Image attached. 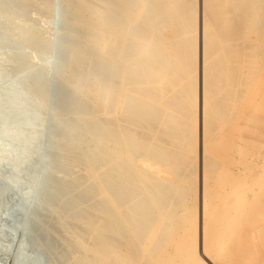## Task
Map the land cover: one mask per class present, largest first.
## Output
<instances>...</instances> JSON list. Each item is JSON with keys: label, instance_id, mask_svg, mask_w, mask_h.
<instances>
[{"label": "rangeland", "instance_id": "obj_1", "mask_svg": "<svg viewBox=\"0 0 264 264\" xmlns=\"http://www.w3.org/2000/svg\"><path fill=\"white\" fill-rule=\"evenodd\" d=\"M54 1L58 9L62 0ZM90 1L83 0V3L91 8L90 10L104 12L105 3L111 0H92L94 3ZM118 2L120 5L116 3L111 14L112 19L120 23L124 41L115 43L103 51L97 59V64L103 65L124 46H129L128 63L132 64L131 68L129 66L131 70L127 77L131 81L129 84L132 83V91L129 93L139 87H155L150 80L157 79L162 68L174 60L173 56L180 58L182 62L190 63L191 66L185 63L184 67L181 66L169 74L172 84L163 90L164 96L159 104L152 106L147 100L139 104L143 119L137 122L138 125L128 119L124 123L123 136L135 133L133 145L138 148L137 157H140L141 161L134 162L133 167L129 164L128 157L124 156L119 163H115L112 159L113 150L109 149L105 155L107 163L100 167L102 177L114 178L112 183L126 185L124 196L138 183L134 176L135 169H140L142 173L145 171L144 175L141 174L144 176L143 181L147 180L144 186L150 188V191L145 188L147 191L156 190L160 195L166 191L167 194L162 200V207L151 205L152 212L146 213L152 224L150 230L154 233L153 242L148 235L134 241L131 246L128 245V240L122 241L119 246L122 253L112 256L111 264H127L131 254L135 253L138 259L133 264H264V0ZM217 2H222L221 6ZM243 2L245 4H242ZM206 5L207 9H210L209 13L211 12L209 17L214 19L218 14L220 16H217L215 21L223 18L218 21L220 26L213 33L215 38H218L211 43H206L202 34ZM36 6H40L42 11L35 8V14L32 13L31 17L38 16L33 17L31 22L38 19L33 24L37 28L40 27L44 33L50 32L51 34H47L55 40L59 26H56L54 14L49 10V1L36 0ZM212 8L215 10L212 11ZM86 16V13L82 14L83 21H86ZM131 17L135 21L144 20L146 17L155 18L156 24L149 27L145 24L140 26L143 29L141 34H145L143 41L134 38L139 27H135L129 34L126 33L128 19ZM186 22L194 28L183 25ZM83 25L80 28L82 34L78 38V42L82 44L89 33V29ZM186 27L188 30L184 32ZM99 33L104 34L103 31ZM179 33L183 34L182 37ZM195 33L197 37L191 40ZM218 33L234 34L219 39ZM155 39H158V42L149 44L144 50L141 49L144 41ZM192 42L195 45L196 58L190 59V62L188 58L194 49ZM205 44L211 58L215 57V62L220 59L224 63L218 64L216 69L209 70L208 75L204 76L202 68L205 61ZM17 47L28 55L31 54L37 65L42 64V54L39 50L31 45H24L19 40ZM177 47L183 48V55H186L176 53ZM142 53L146 60L145 63L139 64L137 55ZM176 54H179L178 58ZM6 56L5 51L0 52V264H52L45 248L40 249L41 244L37 243L38 237L32 231V218H35L33 210L41 201L40 189L46 171L53 163L49 160L48 151L54 142L52 122L57 118L54 111L55 87L60 86L62 90H67L69 83H59L58 69L53 67V61L48 58L51 65L47 92L44 96H39L19 80L17 67L7 63ZM150 57L154 59L153 63L148 61ZM185 70H188L187 73ZM117 73H121L120 69ZM145 78H148L149 85H140V81ZM116 79L118 84L123 81ZM181 84L187 85H182V89ZM81 88L78 89L80 92L77 90L78 100L86 107L87 116L95 117L99 114L96 117L105 122L103 104L94 95L87 96L91 97L89 99L83 97V87ZM110 98L119 99L120 94L116 90L110 94ZM172 99L178 100L177 106L170 105L171 102L168 101ZM170 106L171 116L166 114ZM123 109L122 104L116 103L115 112L110 118L112 124L118 125L121 122ZM176 120H180L178 127ZM88 123L93 125L89 119ZM172 125L176 126L177 130L169 133V127ZM80 137L81 134L78 138ZM147 141L152 143L153 147L145 150L143 144ZM160 149L165 150V156L158 160L155 157L157 158ZM100 161L102 162L103 158L99 163ZM73 169L71 179L73 184L79 187L72 196L80 198L89 183H92L89 181L91 173L81 161ZM93 182L96 197L93 194L95 198L91 199L90 206L96 203L97 199L101 201L103 198L99 181ZM128 204V199L125 198V207ZM168 215L172 216L171 220ZM93 217L90 216L89 219ZM79 223L80 228L77 227V231H81L86 220ZM138 225H141L138 229L143 231L147 224ZM125 228L121 238L128 237L131 242V230L126 225ZM71 255V259L76 258L73 252ZM157 257L161 261L157 262ZM91 258L93 260V257Z\"/></svg>", "mask_w": 264, "mask_h": 264}, {"label": "bare ground", "instance_id": "obj_2", "mask_svg": "<svg viewBox=\"0 0 264 264\" xmlns=\"http://www.w3.org/2000/svg\"><path fill=\"white\" fill-rule=\"evenodd\" d=\"M48 1L49 10L54 14L56 26H59V28L57 27L59 33L56 35L57 37L55 40L50 37L51 35H48L50 32H47L48 34L46 32L44 33L41 31L42 29L40 30V27L37 28V26L33 24L34 22L36 23L38 20L37 18V20L34 18L36 21H33V23L31 22L33 17L38 16L35 15L31 17L35 8H38L39 11H42L39 8L40 6H36V0H0V52L5 51L7 53V56L5 57L6 62L17 67L18 74L20 75L19 80L23 83H26L31 92L37 93L39 96H44V94L47 92V80L50 74L51 62L48 61V58H50L53 61L52 63H54L53 67L55 66V68L58 69L60 76L59 83H69L67 90H62L60 86L55 87L54 92L56 106L54 111L57 113V118H55L52 122L54 125V142L50 151H48L49 156L47 154L50 162L53 163H51L49 169H47L41 185L40 190L42 193H40L41 198H39L41 201L33 210L35 218H32V231L35 232L38 237L39 242L37 243L41 244L40 249L44 250L45 248L47 251L46 254H48L47 256L49 257L52 264H111V261L113 260L111 257L115 255L119 256V254L122 253V248H119L122 241L128 240V245L130 244L131 246V244H134V241H139L140 239H143L142 237H146L148 235L153 242L154 233H152L150 230V226H152V224L150 223L149 218L146 217V213H149L151 205L158 208L162 207V200L164 196H167V194L166 191H163L162 195H160V193L156 190L149 192L150 188H148L147 185L146 187L144 186V182L147 180L143 181L144 176H142V174H145V171L142 173L140 169H137V171L140 170V174L142 173L141 175H138L139 172L137 173L135 169L137 174L134 173V176L137 178L138 183L128 195L125 193V197L123 194L126 190V185H118L115 182L112 183L114 178L102 177L100 175V167L101 165L103 166L105 162L107 163L105 155L108 154L109 149L113 150L112 152L114 153V156L112 159L115 160L113 161L115 163H119L124 156L128 157L129 164L131 166L135 165L134 162L138 160L141 161L140 157H137L138 148L133 145L135 133H132L127 137L123 136L122 129L124 127V123L127 119L132 120L135 123L141 122L143 119L141 116L143 115L140 112L141 106L139 104H141L143 100L149 101L152 106L159 104V102L162 100V96H164L162 94L163 90L168 89L166 88L168 85L170 86L171 80L169 74L171 75L173 70H177L178 68L180 69L181 66L184 67L187 64L190 65V63L182 62V60L178 58L179 54H184V51L182 50L184 47L181 46L183 47L182 49L177 47V49L175 48V52L179 53L178 55L176 54L178 59L173 56L174 60H171V62L165 65V67L163 66L164 69H160L161 73L157 79L150 80L152 82V86L156 85L155 87H139L138 89H134L132 93H129V91H132V83L129 84L130 80L127 79L132 65H129L128 63L129 55L127 54L130 51L129 46H124V48H122L118 53L109 57V59L103 65L100 66L97 64V59L101 57L103 51H105L108 47L113 46L115 43H121L124 41H122V33L119 28L120 23L118 20L112 19L111 14L113 12L112 7L116 6V3H119L118 1L120 0L107 1V3H105L106 5L104 6V12H96L93 11L94 9L90 10L91 8L84 5L83 0H62L58 9L54 0ZM217 3H220L221 6L222 2ZM242 4L245 3L243 2ZM207 6L208 5H206L204 14L206 17L205 27L203 28L204 31L202 34L206 39V43L208 41L211 43V41L218 38H215L213 33H215V31L218 29V26H220L218 21H221L223 18H219L220 20L215 21L214 19L217 16H220L218 14H216L217 16H215L214 19L209 17L211 12L209 13L210 9H207ZM216 6L217 4L214 5V7ZM213 9L214 8L211 10L213 11ZM38 10L36 11L38 12ZM226 11L228 12L229 10L226 9ZM81 12L82 14L86 13V21L82 20ZM224 13L225 12L222 11V14ZM128 15L129 14L127 13V16ZM153 17H146L144 20L141 19L139 21H137V19L135 21L132 17L131 19L129 18V22L127 23L126 27L128 28L126 33L129 34L135 27H139L138 31H136L137 33L135 32L134 34V38L138 41H143L145 34H141L143 29H141L142 27L140 28V26L145 24L146 27H149L152 24H156L154 23L155 18ZM227 20L228 18L226 21ZM187 23L188 22L183 23V25ZM82 24H84L83 26L89 29V33L87 32L88 36L86 37L85 43L83 44L78 42V38L82 34L80 32ZM37 25H39L38 22ZM190 26L194 28V26ZM126 28H124V30ZM183 30L185 32L188 30V28ZM100 31H103L104 34L100 35ZM189 31H191V29H189ZM194 31L198 30L196 29ZM219 31L221 32L220 29ZM233 31L235 32V30ZM212 34L213 36H211ZM226 34L227 33H218V35H220L219 39H223L224 37L226 38L230 34L233 36L232 34L234 33ZM181 35L183 34L181 33L180 36ZM192 36L193 38L191 40H194V38L197 37L196 33ZM16 39H18L20 43L24 45H31L33 48L39 50L43 59V62H39H42V64L37 65L34 59L31 57V54L28 55V53H26L24 50L19 49L17 47L18 40ZM156 42H158V39H155L154 41L146 40L144 41V45L141 49L144 50V48H146L149 44L151 45ZM192 47H194L193 53H190V58H188L190 62V59L196 58L194 43ZM206 47L207 46L205 44V61L203 62L204 69L201 67L204 76L209 70L216 69L219 66L218 64L224 63L219 59L221 56L218 57L219 61L216 59L218 62H215L213 60L215 59L214 55H212L214 57L212 59L211 55L206 50ZM180 49L182 50V53H180ZM184 50L186 51V49ZM201 54L203 53L201 52ZM185 58L187 59V57ZM152 59L153 58L150 57L148 61L150 62L151 60L153 63L154 59ZM137 60L139 64H143L144 60H146L143 53L137 55ZM187 68L189 69L191 67ZM119 69L121 72L120 74L117 73ZM187 71L185 70L186 73ZM116 78L123 81H121V83L119 82L120 84H118ZM140 82V85H149L150 83H148V78H145ZM182 85L186 86L187 84H181V88L183 87ZM81 87H83V90H81L83 91L81 94L83 97L89 99L91 97L87 96L94 95L95 98L103 104L104 110L102 109V113H105V122L100 120V117H96L99 114L95 117L87 116L86 107H83L78 100L77 90ZM116 90L120 94V98L111 100L110 94ZM131 100H134V102ZM168 102H171L170 105L172 106H177L178 100L172 99ZM116 103L122 104L124 106L121 122L118 125H116V123L112 124V121L110 120L115 112L114 106ZM167 104H165V106ZM171 108V106L169 109L167 108L168 111L166 114L169 116H171ZM88 119L93 125L88 123ZM176 123V126L178 127L180 120H176ZM138 124L139 123H137V125ZM174 125L169 127V133L177 130L176 126ZM79 134H81L80 138H78ZM182 140L183 138L181 139V142ZM143 146H145V150L153 147L152 143H148V141L143 144ZM164 152V149H160L159 153H157L158 156L157 158L155 157V159L163 158V156H165ZM101 158H103V161H100L101 163H99ZM79 161H81V163L87 169H89L91 173L89 181L92 183H89L88 187H86V191L84 192L83 196L80 198H75L74 195L72 196V193L76 191L79 186L77 187V185L75 186V184H73L71 177L74 174L73 168L79 163ZM145 169L147 168L145 167ZM91 179L93 181H99L101 194L103 195L102 200L100 201L97 199L98 203L96 202L92 206H90V201L96 197V194L95 186H93L94 182ZM148 186L150 185L148 184ZM145 188L149 191H147ZM93 194L95 197H93ZM125 198L128 199L129 203L126 207ZM144 200L145 202H143ZM151 209H153V207ZM90 216L94 217L89 219ZM168 216L171 220L172 216ZM85 220L86 223L83 227H81V231H77L76 228L78 227V223ZM143 223L147 225L146 229L141 231L138 229L141 225L139 226L138 224ZM149 223L151 225H149ZM125 225L131 230V242H129L130 238L128 239V237L121 238L124 230L126 229ZM72 252L75 254L76 258L71 259L70 256H72ZM135 254H131L132 257L130 256L131 258L127 264H133L135 261H137L138 255ZM91 257H93V260ZM157 259V262H159V257H157Z\"/></svg>", "mask_w": 264, "mask_h": 264}]
</instances>
